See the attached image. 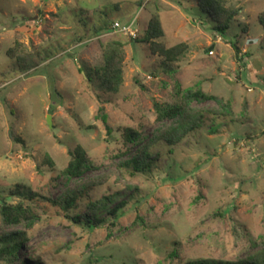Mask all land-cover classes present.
<instances>
[{"label":"rangeland","instance_id":"374dc122","mask_svg":"<svg viewBox=\"0 0 264 264\" xmlns=\"http://www.w3.org/2000/svg\"><path fill=\"white\" fill-rule=\"evenodd\" d=\"M225 4L235 11L227 38L194 0H0V199L21 200L15 187L38 195L24 199L35 220L3 226L0 217V236L24 231L28 238L16 264H186L264 250V0ZM154 15L162 41L188 44L179 61L167 65L134 40ZM134 19L136 37L113 28ZM105 26L111 29L97 33ZM238 39L240 55L230 43ZM113 41L126 53L116 93L96 74ZM17 42L37 68L22 70L8 56ZM198 84L221 102L188 103L187 111L202 114L201 126H188L172 146L151 147L153 167L130 176L125 165L181 125L180 116L159 120L155 103L180 104ZM124 126L140 131V140L126 142ZM77 145L98 169L67 178L62 170ZM91 181L95 187L69 213L50 201ZM107 194L114 197L108 205L100 201ZM120 202L116 220L108 210ZM96 218L105 222L86 225Z\"/></svg>","mask_w":264,"mask_h":264},{"label":"trees","instance_id":"16d2710c","mask_svg":"<svg viewBox=\"0 0 264 264\" xmlns=\"http://www.w3.org/2000/svg\"><path fill=\"white\" fill-rule=\"evenodd\" d=\"M202 12L208 14L215 22L213 29L219 32L223 37L227 38L229 35L231 24L234 20L235 11L227 7L225 0H194ZM259 23L264 30V12L259 16ZM110 26L101 27L97 33L110 30ZM165 32L162 26L159 15H154L150 18L148 27L143 38H135V41L146 42L149 44L153 54L160 57L163 63L169 65L179 61L188 51L189 46L186 43H179L173 46H168L161 39ZM235 50L236 55H240L241 49L239 47V39L230 42ZM21 44L19 42L8 50V56L11 59H17V62L22 70L35 69L40 65V62L35 59L32 64H29L30 57L34 55L20 54ZM126 53L122 42L113 41L107 45L103 53V63L97 70V76L100 80V85L108 92L116 93L120 90L124 83V62ZM87 77L90 82L93 81L91 73L87 72ZM191 101L206 102L218 101L221 102L218 96L204 91L200 84L189 87L184 91L183 100L176 105H162L155 103L157 117L159 120L166 118H173L180 116L181 125L176 128H169L162 131L148 145L141 154L137 155L131 162L125 165V170L130 176H135L138 173H144L153 167L155 160L151 157V147L159 142H165L167 145H174L179 141L188 126L193 129L201 126L203 122L201 113H190L187 111V104ZM231 107V106H230ZM229 110V108L227 106ZM101 117L106 125L107 133L113 134V128L108 123V117L101 108ZM122 136L128 143H135L141 138V132L135 128L124 126L122 127ZM18 142L24 143L23 139L18 138ZM70 161L68 165L62 170V174L67 178H82L91 169H98V165L93 162L86 150L77 145L70 150ZM46 162L52 164L51 159L47 156ZM96 182L91 181L83 186L75 188L68 192L65 196L58 200H50L55 205L59 206L65 213H69L72 209L77 207V203L85 191L95 187ZM11 193L13 195L21 196L22 199L16 203L8 202L6 198L0 199V217L3 226L19 225L25 222H31L38 216L31 205H26L24 199L30 200L36 198L38 195L31 190L23 191L19 187H15ZM114 197L110 194L101 197L100 201H104L106 205L112 202ZM125 202H120L112 209L108 210V215L118 219L123 215L120 209L123 208ZM97 207L92 206L91 210ZM98 209V208H97ZM70 217V216H69ZM76 223H80V216L71 217ZM105 222L104 219L96 218L94 221L86 223L88 227L99 226ZM113 225H116L111 223ZM28 240L24 231H7L0 236V264H16L20 259V252ZM186 264H264V250L250 256L244 260L225 261L217 259H198L189 261Z\"/></svg>","mask_w":264,"mask_h":264},{"label":"built area","instance_id":"2783aa9c","mask_svg":"<svg viewBox=\"0 0 264 264\" xmlns=\"http://www.w3.org/2000/svg\"><path fill=\"white\" fill-rule=\"evenodd\" d=\"M134 21H135V19L130 24H128V25H121L120 22H115L113 24V28L116 29V30H118V31H120V32H123L125 34H129L131 36L136 37L137 36V33H136V31H134L132 29V26L134 24Z\"/></svg>","mask_w":264,"mask_h":264},{"label":"water","instance_id":"95a60500","mask_svg":"<svg viewBox=\"0 0 264 264\" xmlns=\"http://www.w3.org/2000/svg\"><path fill=\"white\" fill-rule=\"evenodd\" d=\"M48 123L50 124V126H51V121H50V119L48 118Z\"/></svg>","mask_w":264,"mask_h":264}]
</instances>
